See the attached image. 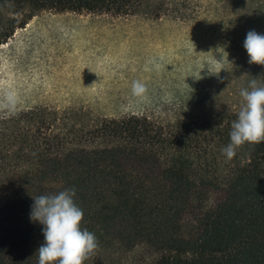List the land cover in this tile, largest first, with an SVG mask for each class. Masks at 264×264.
Masks as SVG:
<instances>
[{"label": "trees", "instance_id": "obj_1", "mask_svg": "<svg viewBox=\"0 0 264 264\" xmlns=\"http://www.w3.org/2000/svg\"><path fill=\"white\" fill-rule=\"evenodd\" d=\"M145 2L0 0V45L38 12L127 16ZM249 2L264 20V0ZM238 112L185 124L1 114L0 264H38L44 238L30 207L65 188H75L80 226L98 242L83 264L135 251L149 264H264V143L241 145L231 160L222 154Z\"/></svg>", "mask_w": 264, "mask_h": 264}, {"label": "rangeland", "instance_id": "obj_2", "mask_svg": "<svg viewBox=\"0 0 264 264\" xmlns=\"http://www.w3.org/2000/svg\"><path fill=\"white\" fill-rule=\"evenodd\" d=\"M256 9L249 0H147L127 16L35 13L0 45V115L39 109L80 124L127 115L185 124L239 111L240 89L264 82V65L249 64L243 48L249 30L263 34ZM134 80L143 95H132ZM148 262L135 251L103 264Z\"/></svg>", "mask_w": 264, "mask_h": 264}, {"label": "clouds", "instance_id": "obj_3", "mask_svg": "<svg viewBox=\"0 0 264 264\" xmlns=\"http://www.w3.org/2000/svg\"><path fill=\"white\" fill-rule=\"evenodd\" d=\"M243 48L249 64L264 65V34L249 30ZM131 91L133 96H141L147 87L134 80ZM239 96L243 104L232 122L230 142L222 149L227 160H231L237 148L245 143H264V82L257 86L253 79L248 88L240 89ZM75 195V188H65L33 199L29 220L41 225L44 238L36 251L38 264H83L98 247L94 233L80 226L84 213L75 203Z\"/></svg>", "mask_w": 264, "mask_h": 264}]
</instances>
